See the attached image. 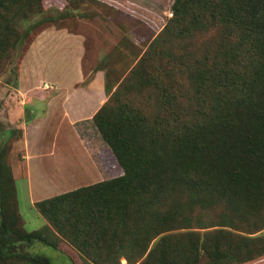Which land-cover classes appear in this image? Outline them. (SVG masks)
<instances>
[{
	"label": "rangeland",
	"instance_id": "374dc122",
	"mask_svg": "<svg viewBox=\"0 0 264 264\" xmlns=\"http://www.w3.org/2000/svg\"><path fill=\"white\" fill-rule=\"evenodd\" d=\"M4 3L0 8V207L7 230L0 232V243L4 251L17 248L26 254H43L51 264H153L159 238L165 235L170 239L168 247L177 264H212L205 251H199L195 263L182 254L176 255L187 244L188 233L194 241L203 243V248L212 249L217 243L225 255L237 237H247L249 242L251 238L256 245L254 250L252 243L248 245L252 253L264 249L263 200L236 203L228 195H220L225 188L213 183L209 178L213 170L205 165L189 163L180 170L166 172L167 184L154 193L145 191L140 193L142 196L136 195L137 191L130 186L125 201L119 199L121 203L113 207L106 205L102 217L103 202H96L91 196L81 202L77 199L62 202L58 221L39 214L34 205L43 198L123 173L104 139L102 122L119 121L124 116L125 120H121L124 125L133 124L125 126L131 137L140 141L146 138L151 141V151L166 155L157 142L165 134L162 123L168 111L184 107L193 116L204 109L199 100L201 87L197 88L201 74L217 59L219 49L226 43H234V39L210 25L178 33L182 32L184 22L170 23L173 0H9ZM44 29L79 36L83 83L99 71L103 91L107 88V92L98 115L76 125V137L69 138L63 129H55L53 135L52 127H45L38 143L30 145L34 140L33 128L26 130L25 139L21 137L22 128L15 126L31 119V106L23 104L30 97L14 94L19 87V62L33 38ZM57 55L52 61L65 64V59L57 61ZM43 86L41 83L39 87ZM35 101L41 109L43 103ZM140 130L145 134L142 139H139ZM28 146L36 148L32 155H27ZM28 159L30 171L25 174L23 168ZM190 177L196 178L191 186ZM148 197H161L159 204L172 220L167 230L144 241L140 229L148 221V208L146 212L140 210ZM136 211H140L137 216L133 215ZM32 231L41 234L46 243L30 244L20 239L25 232ZM15 233L19 238L9 243L7 238L11 239ZM263 252L232 264H250L251 260L264 256ZM231 261L225 258L221 263L231 264ZM0 264L45 263L42 259L17 255L0 257Z\"/></svg>",
	"mask_w": 264,
	"mask_h": 264
},
{
	"label": "trees",
	"instance_id": "16d2710c",
	"mask_svg": "<svg viewBox=\"0 0 264 264\" xmlns=\"http://www.w3.org/2000/svg\"><path fill=\"white\" fill-rule=\"evenodd\" d=\"M4 1L9 0H0V8L5 5ZM171 9L173 17L170 23L180 20L184 22L181 24L182 32H178L180 34L205 29L210 25L221 29L227 38L235 40L219 49L217 59L201 74L197 88L201 87L202 96L199 100L204 109L198 110L193 116L184 107L168 111L167 119L162 123L165 134L157 142L163 151L165 149L164 156L157 150L151 151V141L146 138L140 141L131 137L125 126L132 127L133 124L129 122L124 125L121 122L125 120L124 116L119 121L102 122L105 125L104 139L123 173L43 198L34 204L39 214L51 221H58V209L62 202L71 199L81 202L91 196L96 202H103L104 206L100 210L102 217L106 205L113 207L119 205L120 200L125 201L130 186L140 196L145 191L154 193L162 190L165 187L163 184L168 182L166 172L180 170L189 163L198 167L205 165L213 170L209 178L215 185L227 190H221L220 195H228L236 203L250 200L264 202V0H173ZM105 91L107 92V88H104ZM102 105L92 118L98 115ZM140 131L139 139H142L145 134ZM153 144L156 149V143ZM195 179L188 178L190 186ZM11 184L15 201L13 179ZM201 197L204 198V195ZM160 200L161 197H148L141 204L140 211L146 212L148 208L149 216L143 229H140L144 232V241L167 230L172 220L167 216L163 205L159 204ZM197 201L205 202V199ZM140 211L133 215L137 216ZM1 231L7 232L0 207ZM35 231L25 232L20 239L30 244L34 241L45 244L44 237ZM188 235L187 244L176 255L182 254L192 263L198 260L199 251H205L212 264H223L221 261L225 258L231 259V264L238 263L264 251L259 249L252 253L248 245L252 243L253 250L256 245L251 238L249 242L247 237H237L236 243L225 255L221 254L217 243L212 249H206L203 248V243L194 241L193 236ZM14 238L19 236L15 233L7 240L13 243ZM169 242L168 236L161 235L153 264H177L168 247ZM142 247L143 250L146 247L144 242ZM236 249L240 252H235ZM187 254L190 256H186ZM17 255L42 259L45 264H51L43 254H26L17 248L4 251L0 243L1 258ZM149 255H153L151 250Z\"/></svg>",
	"mask_w": 264,
	"mask_h": 264
},
{
	"label": "crops",
	"instance_id": "0c3cea01",
	"mask_svg": "<svg viewBox=\"0 0 264 264\" xmlns=\"http://www.w3.org/2000/svg\"><path fill=\"white\" fill-rule=\"evenodd\" d=\"M55 54H58L57 61L65 59L66 63L62 65L52 61ZM80 56L79 36H67L55 29H44L29 44L18 65L19 87L14 94L18 97H30L23 104L31 106V119L26 124L21 122L15 125L16 128H22V138H25L26 130L33 128L34 140L28 145L38 143L39 135L45 127H52L53 135L56 133L55 129H63L69 138L76 137V125L80 121L91 119L102 105L105 96L101 74L99 71L93 72L91 78L83 83ZM41 83L44 84L43 87H39ZM35 99L43 103L41 109ZM33 151L36 148L26 147L27 155H32L30 153ZM50 167L57 169V166L51 164ZM29 168L28 159L26 167L23 168L25 174L29 173ZM250 264H264V256L251 260Z\"/></svg>",
	"mask_w": 264,
	"mask_h": 264
}]
</instances>
